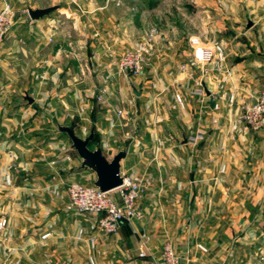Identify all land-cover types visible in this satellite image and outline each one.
<instances>
[{
  "label": "crops",
  "instance_id": "0c3cea01",
  "mask_svg": "<svg viewBox=\"0 0 264 264\" xmlns=\"http://www.w3.org/2000/svg\"><path fill=\"white\" fill-rule=\"evenodd\" d=\"M9 1L13 24L0 44V218L7 219L6 227L0 230V264H84L89 254L100 264H121L129 255L131 264H154L151 257H158L150 240L163 235L175 247L180 264H260L255 257L262 250L259 244L264 243V133L237 123L241 110L264 90V62L262 65L256 53L225 71L209 64L206 74L212 84V99L208 101L216 102L217 108L210 105L205 111L202 124L211 127L195 145L181 141L182 145L164 148L167 157L161 190L169 204L164 211L145 207L153 193L149 187L140 201L142 221L123 223L114 234L102 236L92 230L90 216L65 208L68 184L93 183L94 172L81 168V159L62 132L51 134L45 146L30 138L31 133L23 127L29 119V105L21 102V93L46 86L70 90V83L43 85L42 80L45 72L54 82L62 73L75 71V60L66 59L69 48L83 46V56L92 52L89 56L97 53L104 57L107 45L140 43L152 29L157 33L151 35L150 64L145 71L169 75L171 82L172 72L167 68L181 45H173L178 36L168 35L153 22L167 1L79 0L85 10L80 13L68 0H57L47 4L56 6L54 11L40 19H31L27 13L28 8L47 7L38 0ZM163 55L170 61L159 69L157 59ZM187 74H191L189 69L180 75ZM159 88L155 81H144L136 95L138 107L167 98L159 95ZM231 94L234 101L230 104ZM70 98V94L60 95L55 102L66 104ZM182 98L189 103L188 95ZM34 100L37 104L38 98ZM171 117L165 116V120ZM31 118L34 121L37 117ZM102 125V148L107 144L112 149L114 140L104 134H110L111 128L106 121ZM142 131L139 129V138L130 142L120 171L139 177L148 186L152 184L148 180L151 170L141 167L138 156L144 142ZM81 228L84 234L78 239ZM45 233L49 235L42 238ZM89 235L96 236L94 247L87 243ZM145 236L149 237L147 255L140 257ZM197 243L207 251L198 250Z\"/></svg>",
  "mask_w": 264,
  "mask_h": 264
},
{
  "label": "rangeland",
  "instance_id": "374dc122",
  "mask_svg": "<svg viewBox=\"0 0 264 264\" xmlns=\"http://www.w3.org/2000/svg\"><path fill=\"white\" fill-rule=\"evenodd\" d=\"M7 1L10 3L9 0ZM38 1L40 4L47 6L48 3L57 0ZM166 1L163 8L158 9L157 16L153 17V22L162 29L164 28L168 35L178 36V40L173 42V45H181L179 48L181 51L177 50V54L180 56L176 55L175 58H172L170 68H167L168 72H172L170 74V77H172L171 82L168 80L169 75H163L160 72L151 74L145 71L150 64V58L147 55L141 74L132 75L118 72L116 68L118 59L126 51L134 49L137 43H119V45L113 44L112 47L108 43L109 45L105 48V56L102 53L104 57H99L97 53H94V57L89 56L92 52H88L87 56H83V46H78L77 49L75 46V48H69L68 52L65 51V54H67L66 59H74L76 69L69 74L60 72L62 73L61 76L55 78L54 82L49 77V73L45 72L42 78L43 85L60 81L66 84L70 83L72 87L70 90L62 91L46 86L47 89L40 91L31 89L21 93V102L29 105V119L27 123L23 124V127L27 133H31L30 138H33L38 145L45 146L50 140L51 134L58 132L55 126L56 123L71 127L74 133L81 138H86L90 130H93V139L89 141V148L101 147L102 153L103 149L105 150L106 155H103L110 160L112 151L117 150L116 152H118L121 149L127 151L132 139L137 136L139 138V135H137L139 129H143L145 131L143 148L139 149L141 154L138 156L141 160V167H148L151 170L152 177L149 176L148 180L152 184L147 186V184H143L142 180L138 179L139 177L136 178L141 182L143 189V196L140 201L143 200L147 189L152 187L153 193L148 200L149 203H146L148 206L145 205V207L161 213L169 205L165 202L161 190L165 178L164 157H167L164 148L169 144H181L183 138L187 139V136L197 128L206 131L211 127L206 124L203 126L204 122L202 121L205 111L210 108V101L208 100L212 99L210 94L212 84L208 81L209 78L206 74V70L210 65L202 66L194 61L189 38L197 36L205 45L215 42L221 43L227 54L222 64L223 68L219 69L222 71H225L229 66H233L236 62L246 60L251 52L256 53L255 55L261 60L262 65L264 59V0ZM53 11L43 17L49 16ZM148 18L147 21H150V14ZM248 21L252 22L249 27H247ZM155 33H157L156 30ZM160 33L159 35H162ZM48 41L52 43V38H49ZM47 47L51 48L52 46L49 44ZM157 60L159 69H163L162 65L170 61L167 56ZM188 69L191 74L182 77L180 74L183 71H188ZM148 80L155 81L160 87L158 90L159 95L161 97L166 95L167 98L157 100L155 105L140 108L137 102L139 96H136V92L141 89L143 82ZM103 88L106 91L101 94ZM196 88L201 89L202 95L195 94ZM207 92H209V95H207ZM25 93H28L34 99L37 97V104L34 102L29 104L24 99ZM67 94H70L71 98L66 101V104L55 102L60 95ZM177 95L180 96L183 102L182 105L177 101ZM185 95H188L189 99L187 104L182 98ZM34 99L33 101H35ZM170 115H172L171 119L165 120V116ZM33 116L37 118L31 121ZM105 121L108 124L107 127L111 128L110 134H104L107 138L111 136L112 141L114 140L111 143L112 149L108 148L106 143L105 147L102 148L103 142L100 133H103L101 130L105 129L102 125ZM182 144L192 146L188 142ZM80 182L86 183L84 181ZM139 206H142V202L139 203ZM87 217L89 216L87 215ZM134 222L137 223L136 221L131 223ZM92 223L94 225L93 219ZM92 230L98 233L95 226L92 227ZM263 235L259 237L260 240ZM165 239H168V237L163 235L159 238L154 237L153 241L150 240V242H153V244L150 243L153 246L152 251L157 252L158 257L156 259L151 257L154 264V261L158 262L157 264H162L160 259L161 245ZM259 245L262 249L264 248V243ZM254 257L253 254L252 261H254ZM255 258L256 260L258 258L260 262V255ZM132 260V256L129 255V257L122 260L121 264H131ZM98 264H100L99 261Z\"/></svg>",
  "mask_w": 264,
  "mask_h": 264
},
{
  "label": "built area",
  "instance_id": "2783aa9c",
  "mask_svg": "<svg viewBox=\"0 0 264 264\" xmlns=\"http://www.w3.org/2000/svg\"><path fill=\"white\" fill-rule=\"evenodd\" d=\"M74 5L78 11L85 12L79 4V0H68ZM14 18V11L11 4L7 0H2L0 7V44L4 41L9 33ZM155 33L152 29L143 42L137 43L134 49L128 50L121 55L116 63L118 72L130 73L139 75L143 71L146 63V55L150 51L151 35ZM190 46L192 47V56L195 62L204 66L213 64L217 69H221L223 62L226 59L225 47L218 42L210 45L203 44L199 37L191 36L189 38ZM105 88L101 90L104 94ZM196 95H202L199 88L195 89ZM102 96V95H101ZM177 101L182 105L183 102L180 96H176ZM234 101V95L229 96V103ZM213 108H217V103L214 102ZM214 121V119H213ZM237 123L243 124L245 127L253 131H261L264 133V90L260 91L255 100L243 108L237 117ZM205 131L202 128H197L193 133L187 136V142L195 145L204 137ZM122 184L110 191H100L92 183L84 184L79 181H72L68 184L66 190L65 208L68 212L74 214H86L94 220V226L98 233L109 236L114 234L121 224L131 223L133 221H142L144 213L139 206L143 196L141 182L130 175L122 174ZM7 225V219L0 218V230H3ZM83 228L79 229L77 238L83 237ZM49 233L43 234L45 238ZM148 236L143 237L141 243L140 257L147 255ZM87 243L90 247H94L96 236L89 235ZM196 248L200 251H207L201 244L197 243ZM160 259L162 264H180L179 256L169 239H165L161 245ZM84 264H98L93 255H88ZM260 264H264V248L260 252Z\"/></svg>",
  "mask_w": 264,
  "mask_h": 264
},
{
  "label": "water",
  "instance_id": "95a60500",
  "mask_svg": "<svg viewBox=\"0 0 264 264\" xmlns=\"http://www.w3.org/2000/svg\"><path fill=\"white\" fill-rule=\"evenodd\" d=\"M56 6L51 5L41 8H28L27 13L31 19H40L53 11ZM252 22L248 21L247 27L251 26ZM264 62V61H263ZM136 92V95H139ZM209 95V92H207ZM24 99L30 104L33 102V98L24 94ZM214 101H210L212 106ZM58 131L65 133L71 141V146L75 149L77 155L81 159V168H88L95 174V180L93 185L100 191H110L122 184V176L120 171V161L125 157L126 150H119L113 157L108 160L102 153L101 147L97 146L94 149H90L88 144L93 139V130H90L89 135L86 138H81L74 133L73 129L66 125L55 124ZM187 139L184 137L182 143H186Z\"/></svg>",
  "mask_w": 264,
  "mask_h": 264
},
{
  "label": "trees",
  "instance_id": "16d2710c",
  "mask_svg": "<svg viewBox=\"0 0 264 264\" xmlns=\"http://www.w3.org/2000/svg\"><path fill=\"white\" fill-rule=\"evenodd\" d=\"M151 5H154V3H151Z\"/></svg>",
  "mask_w": 264,
  "mask_h": 264
}]
</instances>
